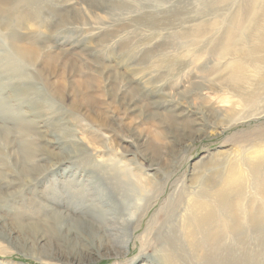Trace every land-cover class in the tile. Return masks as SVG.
Here are the masks:
<instances>
[{"label":"rangeland","instance_id":"rangeland-1","mask_svg":"<svg viewBox=\"0 0 264 264\" xmlns=\"http://www.w3.org/2000/svg\"><path fill=\"white\" fill-rule=\"evenodd\" d=\"M241 1L32 0L13 13L9 27L0 22V129L11 131L6 139L0 135V264H165L163 255L176 244L180 264H210L184 254L189 205L203 201L201 190L211 193L225 178L242 175L249 197V169L258 163L264 171V95L246 103L264 66L256 56L241 55L254 47L238 39L230 47L236 54L222 53ZM113 4L119 8L109 9ZM14 41L28 49V60L14 57ZM238 55L243 70L234 82L232 58ZM15 68L20 76L8 79ZM15 85L29 86L31 96L17 97ZM50 112L59 116L50 118ZM202 120L219 129L206 128L199 141L180 136ZM73 139L84 152L57 162L72 151ZM26 140L32 155L18 146ZM32 163L43 165L41 175L31 174ZM25 164L31 167L23 176L18 171ZM110 168L124 174L118 190L100 182L103 173H116ZM68 190L76 195L74 218L96 208L123 225L125 214L145 210L121 258L66 254L48 235L42 248L29 249L31 230L53 218L52 200L68 199ZM201 214L193 213L189 223L196 241ZM142 234L153 247L138 257ZM248 239L244 244L252 247ZM238 243L227 236L234 264L243 262ZM42 249L47 256L39 260ZM258 250L254 264H264V248Z\"/></svg>","mask_w":264,"mask_h":264},{"label":"bare ground","instance_id":"bare-ground-1","mask_svg":"<svg viewBox=\"0 0 264 264\" xmlns=\"http://www.w3.org/2000/svg\"><path fill=\"white\" fill-rule=\"evenodd\" d=\"M5 1H12V3L8 2V4H6L4 3ZM31 1L32 0H0V19H2L0 22L6 26L5 28L9 27L6 24L9 25V21L13 19V13L23 7L27 8ZM118 8L119 6L116 4L109 5V9L111 10H116ZM239 8L238 13L233 18L232 24L226 33L225 42L222 46V53L224 52L229 57L236 54V52L230 47L231 43H233L235 39H238L242 45H252L254 47L253 49L245 48L241 55L251 60L254 56H256L255 62L260 66H264V0H242ZM29 15L31 17L34 16L32 13H29ZM13 54L18 60H28L30 57L28 49L26 50L23 46L21 47L15 41L13 45ZM232 59L234 64V69L231 73L233 77L232 81L238 82L236 80V74L238 71L241 72L243 70V64L239 60V55L233 57ZM257 74V82L252 93L250 95H246V103L250 105L254 103L256 104L260 97L264 95V73ZM7 75L8 79L18 78V76H20L17 69L9 70ZM14 89L15 94L19 98L29 97L32 94L29 86L16 87L15 85ZM131 102L132 99L129 100L128 105H131ZM2 113L4 112L0 109V117L2 116ZM180 114H177V116H181ZM191 115L192 114L187 113V116ZM57 116H59L58 113L54 114L53 112H50V118ZM215 117L216 116L213 115L211 118L215 119ZM58 122L59 124H64L61 120ZM208 127L215 129L218 128L215 123L202 120L200 122L198 121L192 123L191 128L187 131V134L185 133L180 136L186 137V135L190 133L192 138H188L199 141L206 136L207 132L205 129ZM65 130H67V128L62 125L60 131L65 132ZM21 132L22 133L18 134H31V132L27 131ZM1 134H3V137H5L4 139H6L11 134V131H7L6 129L1 131L0 129V135ZM70 143L72 151L68 152V156L57 159V162L63 164L64 162L80 156L84 152L78 146V140L73 139ZM18 146H20L22 151H27L26 149L29 150V152L23 153L30 155L33 154V149L30 147L31 145L28 141L21 145L19 144ZM37 149L41 151L40 147H37ZM16 152H20V150L18 149ZM3 153L4 152L0 151L1 157ZM201 158L203 159L204 157ZM28 167L31 166L28 164L21 165L18 173L26 176L30 170ZM31 168L33 170V173H31L32 175L38 176L43 173L42 164L38 165L32 163ZM110 169L116 171L115 168ZM122 177H124V174L120 172L117 173V171L116 173L113 172L112 174L106 175L103 173L100 178V182L105 189L110 186L112 189L118 190L122 187ZM248 178H250L249 181H251V188L254 189L253 194L249 197L245 196L242 188L245 181V178L242 175V177L235 176L234 178H225L221 184L222 187L211 193L204 189L201 190L197 196L203 199V201H194L189 205V209L191 210V215L189 217L191 219L194 218L193 213H202V216L199 217V223L195 222L198 225V229L195 233L199 232L201 235V239L199 241L194 240V232L190 230V218L184 224L185 230L181 232L183 242L186 245H182L186 252L184 254H187L188 257L190 256V259H193L196 262H200V260L208 261L210 264H234L233 262L236 250L234 248L227 250L225 244L227 236H229L233 240L239 242L236 245L237 248H242V245H244L243 251L241 252L243 262L240 264H249V262L252 261L253 263L251 264H254V260H256L259 256L258 249L260 247L262 249L264 248V231L262 232L264 218V171L262 170L261 164L256 163L251 166ZM107 180L110 182L109 185L105 184V181ZM71 193L72 190L67 191L66 196L68 199L58 200L55 198L52 200V203L54 202L55 204L53 218L48 220L45 219L41 228L34 227L33 230H31L30 234L33 235L35 239L28 243L27 241L25 242L29 245V249L36 251L39 248H42L43 245L41 244L45 242L44 235H48L52 240H55V242H59L56 246H60L66 254L75 253L77 256L79 250L85 251L83 253H85L86 256L93 255L98 259L106 257L110 259L121 258L125 249L128 247L130 232L137 227V224L140 218H142L145 210H142L131 217L125 214L126 218L124 219L123 225H121L116 219L117 215H109L106 211H99L96 208H92L88 212L86 207L84 208L86 209V212L81 213V217L78 216L79 218H74L77 212H79V209L76 207V201L72 200L76 197V195ZM206 202L207 204H205ZM211 203H213L212 208L210 206ZM207 208H211L212 212L208 211ZM246 225H248V227H246ZM247 228H251V235L248 233ZM147 230H145V232ZM40 231H45V233L39 234L36 237ZM143 234L139 237L140 249L138 257L143 256L145 251L151 246L144 242ZM248 237L254 240L252 247L244 244L246 243L245 241L249 240ZM175 244L176 243L174 242L173 246ZM206 247L209 248L208 255L206 253ZM176 250H179L177 244L174 246L171 253H165L163 255L165 264H180V261H183V259H181L183 255ZM47 251V249H42V255L37 258L42 260L45 256H47ZM226 252L227 257L225 258ZM199 255H201V258ZM79 256V259H81L82 256ZM30 258L33 259L32 257ZM188 261L189 262L186 263L190 264L192 260ZM66 263L75 264L76 262L73 261ZM128 264H134V262L130 261Z\"/></svg>","mask_w":264,"mask_h":264}]
</instances>
